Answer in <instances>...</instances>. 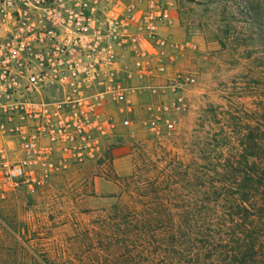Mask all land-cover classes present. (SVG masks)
I'll return each instance as SVG.
<instances>
[{"label": "rangeland", "instance_id": "rangeland-1", "mask_svg": "<svg viewBox=\"0 0 264 264\" xmlns=\"http://www.w3.org/2000/svg\"><path fill=\"white\" fill-rule=\"evenodd\" d=\"M236 1L175 0L174 24L163 32L175 45L166 60L176 80L163 81L171 87L162 93L137 94L151 108L121 111L113 104L107 112L116 127L101 155L69 159L45 184L0 197V264L168 263L156 240L149 246L115 229L123 215L112 207L144 205L165 222H189L203 219L201 210L220 196L209 187L221 158L214 144L236 134V121L253 120L258 111L264 118L254 89L258 74L264 83V54L250 30L237 34L252 23L239 22ZM177 96L182 110L164 107ZM168 261L180 264L174 253Z\"/></svg>", "mask_w": 264, "mask_h": 264}, {"label": "built area", "instance_id": "built-area-1", "mask_svg": "<svg viewBox=\"0 0 264 264\" xmlns=\"http://www.w3.org/2000/svg\"><path fill=\"white\" fill-rule=\"evenodd\" d=\"M174 5L0 0V197L45 184L69 159L101 155L116 127L113 104L132 111L138 93L171 87L166 59L175 45L163 31ZM183 104L177 96L164 107Z\"/></svg>", "mask_w": 264, "mask_h": 264}, {"label": "trees", "instance_id": "trees-1", "mask_svg": "<svg viewBox=\"0 0 264 264\" xmlns=\"http://www.w3.org/2000/svg\"><path fill=\"white\" fill-rule=\"evenodd\" d=\"M234 6L240 23H252L239 26L237 34L250 30L264 54V0H237ZM257 76L255 96L263 102L264 83ZM257 114L240 125L236 121V134L214 144L212 150L221 158L211 169L209 187L220 196L201 210L203 219L165 222L155 209L147 212L144 205L122 203L112 207L123 215L115 220V229L124 227L127 237L149 246L156 240L155 251L165 264H171L172 253L180 264H264V118Z\"/></svg>", "mask_w": 264, "mask_h": 264}, {"label": "crops", "instance_id": "crops-1", "mask_svg": "<svg viewBox=\"0 0 264 264\" xmlns=\"http://www.w3.org/2000/svg\"><path fill=\"white\" fill-rule=\"evenodd\" d=\"M136 80H134V82H135ZM138 105L139 104H141V105H145L146 107L148 106V105H150V106H153L154 105V103L153 102H151V103H143V102H141V101H139V99H138V103H137ZM138 108V106L135 108V109H137Z\"/></svg>", "mask_w": 264, "mask_h": 264}]
</instances>
